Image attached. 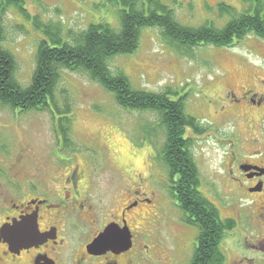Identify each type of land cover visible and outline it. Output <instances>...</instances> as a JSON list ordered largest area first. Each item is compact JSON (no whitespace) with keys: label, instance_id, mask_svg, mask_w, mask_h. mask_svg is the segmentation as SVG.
Returning a JSON list of instances; mask_svg holds the SVG:
<instances>
[{"label":"rangeland","instance_id":"obj_1","mask_svg":"<svg viewBox=\"0 0 264 264\" xmlns=\"http://www.w3.org/2000/svg\"><path fill=\"white\" fill-rule=\"evenodd\" d=\"M161 1L173 10L179 23L187 26L206 20L221 26L229 16L218 15L219 2L237 11L254 8L258 3L264 14V0ZM3 3L0 1V44L11 53L15 61L13 77L22 87L30 82L36 48L44 38L42 30L33 25L32 16L57 26L62 41L68 40V33L79 32L90 23L119 27L120 6L113 1L24 0L30 18ZM140 3L146 8V0H139L138 6ZM107 65L111 73L124 74L133 88L155 93L170 89V97L180 99L185 111L195 116V106L203 100L204 90L222 93L230 86L237 88L251 82L256 76L264 79V39L250 33L233 46L201 45L193 49L192 56H185L163 41L157 27H143L137 49L111 56ZM54 98L57 110L52 113L20 112L0 105V223L4 215L15 213L13 204L22 200L19 193L22 192L21 197L44 195L40 183H30V179L59 176L63 172L62 161L74 158L78 165L90 166L96 202L113 194L117 207L130 198L126 188L149 194L150 184H154L159 191L157 200L166 203L164 216L148 214L145 206L133 210L140 211L132 224L140 250L145 253L141 264H190L199 229L182 221L184 214L168 190L166 168L156 158L163 141L158 126L153 124L157 114L124 109L100 83L84 73L66 69L55 87ZM63 101L70 104L72 115L70 138L76 149L71 153L63 145L60 147L59 133L55 131L56 120L68 116L63 112ZM232 125L230 120L224 128L230 130ZM149 128H154L152 134ZM253 135L259 137L256 132ZM191 152L202 177L199 188L209 185L217 198L225 201L222 206L210 198L222 215L236 216L233 211L237 207L238 218L231 216L236 219L235 228L223 236L221 250L225 257L221 264H264V228L255 226L240 212L241 206L226 194L219 168L220 148L214 138L208 136L198 141ZM149 162L152 167L161 164L160 171L153 176H148ZM17 184L22 191L18 192Z\"/></svg>","mask_w":264,"mask_h":264},{"label":"trees","instance_id":"obj_2","mask_svg":"<svg viewBox=\"0 0 264 264\" xmlns=\"http://www.w3.org/2000/svg\"><path fill=\"white\" fill-rule=\"evenodd\" d=\"M0 1H4L3 6L11 5L30 18L24 0ZM108 1L120 6L118 28L104 22L90 23L79 32L68 33L65 41L61 40L57 26L32 16L33 25L42 30L44 38L38 42L34 69L27 86H20L14 79L15 61L0 44V105L20 112L48 110L52 113L57 110L54 90L66 69L84 73L100 83L114 94L115 101L124 109L156 113L158 132L163 136L157 158L165 166L170 183H175L174 174H181L178 194L172 192V197L178 200L186 223L197 225L199 229L190 264H221L224 260L221 250L224 230L231 228L234 222L221 220L217 208L197 189L198 169L190 151L191 140L183 137L185 127L191 125L194 118L185 111L180 99L170 97V89L155 93L133 88L124 74L110 72L107 60L115 54L134 52L143 27H157L163 41L185 56H192L193 49L201 45L233 46L250 33L264 39L262 8L257 3L254 8L237 11L231 5L219 2L218 15L229 16L221 26H215L209 20L197 26H187L179 23L173 10L161 0H146V8L142 2L138 6L139 0ZM69 105L64 102L63 112L68 116L54 124L56 133L62 137L63 148H68L71 153L76 145L70 138L72 115ZM153 129H148L151 134Z\"/></svg>","mask_w":264,"mask_h":264},{"label":"flooded vegetation","instance_id":"obj_3","mask_svg":"<svg viewBox=\"0 0 264 264\" xmlns=\"http://www.w3.org/2000/svg\"><path fill=\"white\" fill-rule=\"evenodd\" d=\"M252 79L251 82L239 84L237 88L230 86L222 93H207L204 90L203 100L196 104L195 116H192L194 120L185 127L183 137L191 140V151L198 141L208 136L214 138L220 148L219 168L226 194L241 206L240 212H244L255 226L264 228V79L258 76ZM230 120L233 127L226 130L224 126ZM154 124L158 125L157 121ZM255 132L259 137L253 135ZM58 135L62 148V137ZM257 142L259 145H256ZM191 154L196 164L193 152ZM61 164L63 172L59 176L30 179V183H40L44 195L21 197L22 192L19 193L18 197L22 200L13 204L15 213L13 216L4 215V220L0 223L1 226L12 218L18 219L21 215L36 211L38 229L48 237L37 245L16 252H10L7 244L0 241V264H141L145 253L140 250L141 243L138 245V234L132 224L139 218L140 211L133 210L145 206L148 214L163 217V206L166 203L157 200V187L149 183L152 186L149 194L126 188L125 193L130 198L116 207L113 194L108 199L95 201V184L89 165L80 166L74 158L62 161ZM161 164L152 167L149 162L148 176L160 171ZM180 176L177 172L172 176L175 183L167 184L171 194H178ZM201 179L198 170L199 183ZM199 183L198 191L217 208L220 219L234 222L231 228L224 230L225 235L231 234L236 220L231 216L238 218L237 207L233 211L236 216L222 215L215 200L222 206L226 205L225 201L217 198L211 186L201 189ZM19 189L18 185V192ZM242 199L245 201H241ZM173 200L178 207V200ZM173 217L178 222V216L174 214ZM182 221L186 223L184 218ZM112 223L128 228L131 246L125 250L110 246L89 248L93 240Z\"/></svg>","mask_w":264,"mask_h":264},{"label":"water","instance_id":"obj_4","mask_svg":"<svg viewBox=\"0 0 264 264\" xmlns=\"http://www.w3.org/2000/svg\"><path fill=\"white\" fill-rule=\"evenodd\" d=\"M42 202V201H40ZM48 235L40 232L37 224V213L33 211L27 215H21L19 218H12L0 226V241L7 244L10 252L37 245ZM110 246L125 250L131 246V235L128 228L119 227L118 224H108L103 232L97 236L89 248H100Z\"/></svg>","mask_w":264,"mask_h":264}]
</instances>
